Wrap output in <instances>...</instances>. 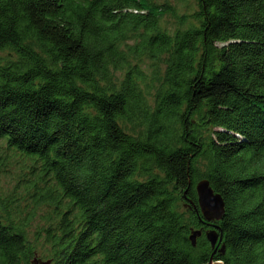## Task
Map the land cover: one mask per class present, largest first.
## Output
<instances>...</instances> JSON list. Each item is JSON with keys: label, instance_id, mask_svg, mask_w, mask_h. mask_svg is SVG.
Here are the masks:
<instances>
[{"label": "trees", "instance_id": "obj_1", "mask_svg": "<svg viewBox=\"0 0 264 264\" xmlns=\"http://www.w3.org/2000/svg\"><path fill=\"white\" fill-rule=\"evenodd\" d=\"M194 3L0 0V148L47 184L0 264H264V0Z\"/></svg>", "mask_w": 264, "mask_h": 264}, {"label": "rangeland", "instance_id": "obj_2", "mask_svg": "<svg viewBox=\"0 0 264 264\" xmlns=\"http://www.w3.org/2000/svg\"><path fill=\"white\" fill-rule=\"evenodd\" d=\"M157 1L169 3L178 14L187 12L195 5L194 0ZM163 20L166 28L176 26L177 18L167 15ZM146 70L149 73L151 68L146 66ZM31 166H33L32 160L19 154L18 151L0 148V204H6L15 210L21 209V214H23L24 209L30 208L38 192L47 185L38 178V168ZM33 182H35V186L31 185ZM47 207L42 204L39 211L43 212V209Z\"/></svg>", "mask_w": 264, "mask_h": 264}, {"label": "water", "instance_id": "obj_3", "mask_svg": "<svg viewBox=\"0 0 264 264\" xmlns=\"http://www.w3.org/2000/svg\"><path fill=\"white\" fill-rule=\"evenodd\" d=\"M196 193L198 206L202 215V218L205 221H218L223 218L225 208L224 202L220 194L215 193L214 190L210 187L209 182L205 179H201L196 184ZM216 225L213 228L206 232V238L210 242L211 246L214 247L217 241H220L221 236L218 235L216 231ZM200 235V230L192 231L189 235L191 243H195L196 236ZM221 252H223L224 247L221 246ZM32 264H50L51 260H42L39 258H34L31 261ZM206 264H223L221 261H214L212 256L209 258Z\"/></svg>", "mask_w": 264, "mask_h": 264}]
</instances>
